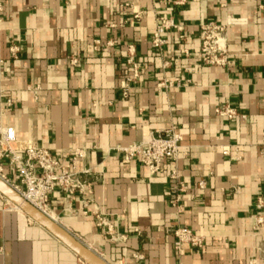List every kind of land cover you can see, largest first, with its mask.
I'll list each match as a JSON object with an SVG mask.
<instances>
[{
    "label": "crops",
    "instance_id": "crops-1",
    "mask_svg": "<svg viewBox=\"0 0 264 264\" xmlns=\"http://www.w3.org/2000/svg\"><path fill=\"white\" fill-rule=\"evenodd\" d=\"M0 3V124L20 145H41L65 163L75 149L88 152L92 193L56 189L54 219L110 264H264V0ZM161 17L182 29H168L157 47ZM204 21L227 27L224 66L201 61ZM130 45L140 76L125 98ZM176 78L181 86H158ZM8 99L13 107L2 111ZM225 106L237 114L218 115ZM173 127L183 136L178 159L156 175L118 150ZM174 166L183 192L169 177ZM182 226L205 236V247L178 253L173 229ZM0 245V264H82L2 194Z\"/></svg>",
    "mask_w": 264,
    "mask_h": 264
},
{
    "label": "built area",
    "instance_id": "built-area-1",
    "mask_svg": "<svg viewBox=\"0 0 264 264\" xmlns=\"http://www.w3.org/2000/svg\"><path fill=\"white\" fill-rule=\"evenodd\" d=\"M3 5L0 3V11ZM136 18L140 17L139 13L135 14ZM170 28L182 29L181 25L175 23L172 18H160L157 29L154 33L153 43L157 47H161L166 40L163 34ZM227 27L215 21L201 22L200 24V40H201V61L208 65L224 66L228 61L227 51ZM108 43V46L112 45ZM79 59L74 57L71 59L72 65H77ZM127 74L121 81L123 95L128 98L132 91V83L140 76V65L137 61V52L134 45L129 46ZM181 80H165L158 84L159 87H172L174 85L181 86ZM40 87L33 89L34 99L40 98ZM13 107V102L8 99L3 110H9ZM218 115L222 117L232 118L237 112L230 106L218 107L216 109ZM183 136L176 129L170 128L158 132L156 135L147 137L140 143H134L128 146H120L124 157L128 160H139L145 165L152 175H156L162 168L166 159H171L176 163L181 148ZM225 154L228 151H224ZM3 158L8 159L11 169L20 175V183L13 184L4 173V167L1 162ZM88 152L85 149H75L71 158L67 163L55 156L48 148L36 143H23L16 138L13 128L4 127L0 124V177L9 182L19 193H21L28 201L37 206L44 213L51 215L50 194L56 189L61 190L69 195L80 194L83 198L92 193V183L89 176L92 174L91 167L86 165ZM83 166L80 168V163ZM170 179L181 192L185 191V186L180 180V174L177 166H174L170 173ZM200 188L205 187V182L199 183ZM260 200V205H262ZM176 204V200L173 201ZM264 222V218L259 216L257 224ZM103 224V220L100 222ZM111 238L115 240L114 234L111 233L112 226H109ZM176 237L174 242L175 249L178 253H185L184 246L190 245L193 249H203L206 245V237L196 234L188 227H178L173 229ZM3 252V246L0 245V253ZM82 264H87L82 260Z\"/></svg>",
    "mask_w": 264,
    "mask_h": 264
},
{
    "label": "water",
    "instance_id": "water-1",
    "mask_svg": "<svg viewBox=\"0 0 264 264\" xmlns=\"http://www.w3.org/2000/svg\"><path fill=\"white\" fill-rule=\"evenodd\" d=\"M0 194L11 203L26 212L33 220L42 225L62 243L72 249L87 264H110L101 255L75 237L56 219L44 213L33 203L28 201L9 182L0 177Z\"/></svg>",
    "mask_w": 264,
    "mask_h": 264
},
{
    "label": "bare ground",
    "instance_id": "bare-ground-1",
    "mask_svg": "<svg viewBox=\"0 0 264 264\" xmlns=\"http://www.w3.org/2000/svg\"><path fill=\"white\" fill-rule=\"evenodd\" d=\"M15 207H18V206H16V205H15ZM18 208H19V207H18ZM19 209H20V208H19ZM50 216H51L52 218H53V217L55 218V216H54V215H50Z\"/></svg>",
    "mask_w": 264,
    "mask_h": 264
}]
</instances>
